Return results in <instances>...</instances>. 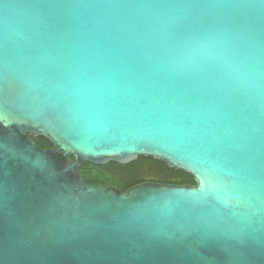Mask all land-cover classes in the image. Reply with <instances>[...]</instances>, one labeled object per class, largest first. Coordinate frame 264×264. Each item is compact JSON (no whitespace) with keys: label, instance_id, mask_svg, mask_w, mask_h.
Listing matches in <instances>:
<instances>
[{"label":"water","instance_id":"obj_1","mask_svg":"<svg viewBox=\"0 0 264 264\" xmlns=\"http://www.w3.org/2000/svg\"><path fill=\"white\" fill-rule=\"evenodd\" d=\"M0 264H264V0H0Z\"/></svg>","mask_w":264,"mask_h":264},{"label":"trees","instance_id":"obj_2","mask_svg":"<svg viewBox=\"0 0 264 264\" xmlns=\"http://www.w3.org/2000/svg\"><path fill=\"white\" fill-rule=\"evenodd\" d=\"M36 143L44 148H52L53 144L44 136H32ZM143 162L155 163L152 157L140 156ZM162 166L170 172L168 177L175 179L177 184L195 185L196 181L192 174L177 168H171L165 161H161ZM80 171L84 174V178L88 184H96L100 186H110L119 188L122 192H126L133 186L139 184L140 174L137 173V162L121 164L110 162L108 164H96L90 161H84L81 164Z\"/></svg>","mask_w":264,"mask_h":264},{"label":"flooded vegetation","instance_id":"obj_3","mask_svg":"<svg viewBox=\"0 0 264 264\" xmlns=\"http://www.w3.org/2000/svg\"><path fill=\"white\" fill-rule=\"evenodd\" d=\"M155 161V163L143 162L140 157L133 161L137 162V173L140 174L139 184L152 182L179 185L175 179L168 177L170 172L162 166V160L155 159Z\"/></svg>","mask_w":264,"mask_h":264}]
</instances>
